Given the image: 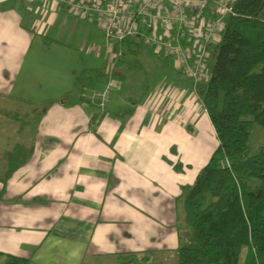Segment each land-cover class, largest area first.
Instances as JSON below:
<instances>
[{"label": "crops", "instance_id": "1", "mask_svg": "<svg viewBox=\"0 0 264 264\" xmlns=\"http://www.w3.org/2000/svg\"><path fill=\"white\" fill-rule=\"evenodd\" d=\"M71 15L64 4L0 0V264L6 254L131 264L128 253L164 264L178 245L181 187L215 150L214 129L172 61L178 76L160 73L138 97L114 94L101 108L81 99L74 82L85 68L70 41L78 29L93 41L86 69H100V46L79 21L91 22ZM20 102L43 110L19 116ZM18 147L31 154L5 176Z\"/></svg>", "mask_w": 264, "mask_h": 264}, {"label": "trees", "instance_id": "2", "mask_svg": "<svg viewBox=\"0 0 264 264\" xmlns=\"http://www.w3.org/2000/svg\"><path fill=\"white\" fill-rule=\"evenodd\" d=\"M232 10L214 45L209 77L197 87L217 146L194 182L181 187L177 264H264V0H235ZM120 45L125 50L114 77L142 46L134 38ZM106 79L105 67L84 69L74 85L80 96L83 88ZM30 154L15 148L5 176ZM128 254L131 264L146 261ZM2 264H29V259L6 254Z\"/></svg>", "mask_w": 264, "mask_h": 264}, {"label": "built area", "instance_id": "3", "mask_svg": "<svg viewBox=\"0 0 264 264\" xmlns=\"http://www.w3.org/2000/svg\"><path fill=\"white\" fill-rule=\"evenodd\" d=\"M38 1H48L52 6L64 4L74 17L94 23L100 30L103 42L97 52L103 53L107 61V79L103 88H83L80 96L103 107L108 90L121 88L113 71L123 53L120 44L127 38H134L170 58L175 69L191 79L193 95L199 99L197 87L208 79L210 50L220 40L226 18L234 14L235 0Z\"/></svg>", "mask_w": 264, "mask_h": 264}, {"label": "rangeland", "instance_id": "4", "mask_svg": "<svg viewBox=\"0 0 264 264\" xmlns=\"http://www.w3.org/2000/svg\"><path fill=\"white\" fill-rule=\"evenodd\" d=\"M73 18V20H75L76 17H74L73 15H71ZM77 19V18H76ZM80 20V19H79ZM78 20V21H79ZM84 20V19H82ZM76 21V20H75ZM81 22L80 24L82 25L83 28H87L88 30H90L92 32V34L94 35V41H96L100 48L103 42L102 36L100 35L99 31H98V27L94 25H91L89 23H83V21H79ZM93 30V31H92ZM79 32V34L81 35L78 36L77 33ZM84 30L79 31H75L74 34H76V36L73 34V37L71 39V43L73 44V49L72 51H70L71 54H73V57L76 56V58L78 59V67L81 69L82 67H84L86 69V67L89 66V64H87V60L88 58L92 57L93 55V51L91 50V43L93 42L92 40H88L83 37ZM68 33V32H67ZM46 37V36H45ZM49 37L51 38H56L53 34H49ZM69 36L67 34V36H62V39H67ZM38 40H40L42 43H44V35L43 36H37L36 37ZM221 37L219 36V39ZM58 39V38H56ZM218 39V40H219ZM220 41V40H219ZM218 41V42H219ZM95 43V42H94ZM217 45V43H216ZM215 46L212 47L211 49V58L208 61V65L206 68V74L207 77H209V73H210V69L211 66L213 64L214 61V54L216 49H214ZM57 59H59L58 57H56ZM106 59L104 58L103 53L100 54V60H98L96 63H94L97 67L100 66V68H103L106 66ZM174 68V67H173ZM175 69V68H174ZM176 70V69H175ZM80 71V70H78ZM118 74H121V76L116 77L118 79V81L121 83V89H119V91H116L115 88H110L108 90V97L113 96L114 94H118V95H122V93L126 94L125 96H127L128 98H133V97H138L141 95L143 89H145V86H149L153 83V81L156 79V77L160 74V73H165V74H169L173 75V76H178V74L172 69L171 66V59H169L168 57L165 58L164 56L159 55V53H156L154 51V49L151 46H147V45H142L141 49L139 51V54L136 56H131L128 55V63L127 66L125 67H119L116 69ZM79 74V72H78ZM180 78L181 80L184 81V83L186 85H188L189 87H191L192 81L191 79H189L186 75L182 74L179 72ZM179 78V77H178ZM130 101V100H128ZM43 105L38 106L39 108H37L36 110H43L42 108ZM13 110L17 115L19 116H31L35 113H37V111L33 110L27 103H22L20 102V104H16V106H14ZM39 112V111H38ZM25 114V115H23ZM0 120L2 121V119L0 118ZM262 133L264 132L263 129H261ZM174 255V259H168L164 260V264H177V258H176V253H173ZM3 261V260H2ZM1 261V262H2ZM84 264H100V258H94V259H88L85 261Z\"/></svg>", "mask_w": 264, "mask_h": 264}, {"label": "bare ground", "instance_id": "5", "mask_svg": "<svg viewBox=\"0 0 264 264\" xmlns=\"http://www.w3.org/2000/svg\"><path fill=\"white\" fill-rule=\"evenodd\" d=\"M87 103V102H86ZM93 105V104H92ZM101 108V107H100Z\"/></svg>", "mask_w": 264, "mask_h": 264}]
</instances>
